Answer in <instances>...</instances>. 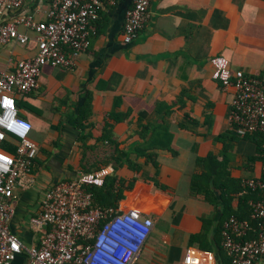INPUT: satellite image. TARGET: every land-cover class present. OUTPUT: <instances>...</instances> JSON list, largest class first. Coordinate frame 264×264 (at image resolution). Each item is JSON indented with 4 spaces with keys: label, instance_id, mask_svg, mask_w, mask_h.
<instances>
[{
    "label": "crops",
    "instance_id": "1",
    "mask_svg": "<svg viewBox=\"0 0 264 264\" xmlns=\"http://www.w3.org/2000/svg\"><path fill=\"white\" fill-rule=\"evenodd\" d=\"M134 1L102 0L97 32L75 65L69 69L48 63L42 67L37 88L16 94L20 115L33 124L31 137L38 153L25 180L14 189L11 229L23 244H38L42 231L32 228L30 218L42 211L46 192L62 180L102 166L119 178L136 176L134 187L123 191L121 210H127L126 201L133 197V207L151 216L155 228L165 213L153 197L158 190L168 191L173 196L166 209L172 241L188 242L187 250L200 257L211 254L215 264H223L214 237L222 245L219 230L227 220L222 222L221 207L217 211L203 195H193L190 183L197 158L208 154L224 160L220 177L225 180L229 175L239 183H228L237 197L236 190L245 180L264 176V161L254 158L260 155L256 137L241 138L231 131L234 90L212 78L210 64L212 56L223 55L232 71L264 74V0H152L150 17L139 36L125 43V14ZM52 2L24 0L16 12L0 11V23L18 13L48 20ZM19 29L29 41L0 45V75L38 51L35 33L23 25ZM183 93V101L175 102ZM87 97L90 109L82 113ZM159 102L167 103L172 112L164 116L171 123L169 130L158 136L172 140L176 153L153 149L158 153L155 165L146 163L142 153L137 155L136 145L140 123L156 121ZM186 113L197 122H188ZM220 134H227L226 143L217 140ZM128 154L135 170L129 169ZM201 231L206 233L203 246L211 251L200 249L199 242L189 244L190 235ZM12 264H30L26 251L18 253Z\"/></svg>",
    "mask_w": 264,
    "mask_h": 264
},
{
    "label": "built area",
    "instance_id": "2",
    "mask_svg": "<svg viewBox=\"0 0 264 264\" xmlns=\"http://www.w3.org/2000/svg\"><path fill=\"white\" fill-rule=\"evenodd\" d=\"M24 0H0V11L16 12ZM152 0H135L126 10L123 41L131 43L139 36L150 17ZM102 0H53L48 20L30 14H17L0 23V45L16 41L26 44L36 35L38 51L33 58L21 59L15 69L0 75V264H12L14 257L26 251L30 264H134L140 256L155 222L138 208L118 210L115 206H93L92 192L85 186H102L106 168L83 172L79 177L62 180L46 192L42 211L30 218L36 231H42L38 244L25 245L11 229L14 214L12 200L17 183H22L38 153L31 138L32 122L20 115L17 93L38 87L42 67L48 63L72 68L76 58L86 51L96 34ZM212 78L225 89L234 90L229 121L237 135L260 133L264 150V75L252 76L243 70L232 71L223 55L210 58ZM10 101L11 103H5ZM18 139L15 154L5 151L4 141ZM252 190L264 192V179H247ZM252 217L257 220L256 235L247 237L251 223L235 215L225 222L222 246L232 264H264V197L250 199ZM214 257H200L187 250L184 264H215Z\"/></svg>",
    "mask_w": 264,
    "mask_h": 264
},
{
    "label": "trees",
    "instance_id": "3",
    "mask_svg": "<svg viewBox=\"0 0 264 264\" xmlns=\"http://www.w3.org/2000/svg\"><path fill=\"white\" fill-rule=\"evenodd\" d=\"M100 11H99V15H100ZM96 23H95V28H96ZM183 95L184 93L181 96H178L175 102L178 103V101H181ZM182 106H184V103L182 104ZM89 109H90V100L87 97L85 108L81 109V111L82 113L84 112L87 113ZM171 112L172 109L171 110L168 109L167 103L159 102L157 103L156 112H155L157 115L156 121L140 123L139 134L141 136L139 143L136 145V150L138 156L140 153H142V155L145 156L146 163L151 162L157 165V161L155 160V157L158 156V153L152 152L153 149L170 150L173 153H176V150H174L170 145L172 140L158 136V134L169 130V126L171 123L165 122L166 118L164 116L170 115ZM185 118L188 122H192V123L197 122L189 113L185 114ZM157 120H161V121L157 122ZM78 126L82 127L84 125L79 124ZM111 127H112V123L108 122L107 130L109 132H111ZM181 127L184 128L185 124H181ZM231 131L233 132L234 129H232ZM226 136L227 134H220L217 137V140L226 143L225 140ZM236 136L241 138H245L247 136H255L258 143L257 153H259L260 155L255 156L254 158L261 157L262 160L264 161L263 137L260 133H253L245 136H240V135H236ZM85 137H86L85 135H82L81 139L84 140ZM102 137L108 138L109 136L108 134H103ZM17 143H18V139L9 136V138H7L2 144V147L5 151L14 155L16 151ZM130 157L131 156L128 154L127 160L129 161V169L135 170L136 168L133 165L134 161L132 162ZM224 165H226L224 160H219L218 157L214 154H208L204 157L199 156L196 160V169L192 173V178L190 183L191 193L193 195H203L215 207L217 211L218 208L221 207L223 213L222 222L228 220L232 215H235L240 219H245L249 221L251 223L252 228L247 237H253L256 235L257 220L252 217V209L249 206L248 202L250 199L263 198L264 192L258 190H252L245 183H243L242 187H239L236 190V192L238 193V197L233 195L232 192L229 191L230 186H228V183L232 182L233 185H237V184L239 185V183L236 180L229 178V175H227V178L225 180H223L220 177L221 175L220 169H224ZM101 168L102 166L98 169ZM98 169H87L86 172L95 171ZM262 179H264V176L262 177ZM135 180H136L135 175L131 178H119L114 174H108L105 176V181L102 186L92 185V186H85V188L88 191L92 192L93 206L95 207L115 206L118 211L121 210L120 201L124 198V194H123L124 189L131 190L134 187ZM165 188L166 187H164L163 189ZM222 226L223 225L221 223L220 228H222ZM221 230L223 231V229H220L219 233L222 232ZM203 238L206 239V233L203 231L197 234H191L189 237V244H195L196 242H199L200 249L205 251H211V248H207L203 246ZM214 238L218 243L219 255L221 256L223 264H232V259L229 255L227 256L226 252H224L225 256H223L224 248L222 245L219 244L218 241L219 237L215 235ZM222 240H223V236H222Z\"/></svg>",
    "mask_w": 264,
    "mask_h": 264
},
{
    "label": "rangeland",
    "instance_id": "4",
    "mask_svg": "<svg viewBox=\"0 0 264 264\" xmlns=\"http://www.w3.org/2000/svg\"><path fill=\"white\" fill-rule=\"evenodd\" d=\"M32 138V137H31ZM34 141V140H33ZM51 143V141L49 140ZM163 189V188H162ZM167 189V188H165ZM124 194V192H123ZM125 195V194H124ZM173 196L168 191L158 190L157 195L153 197L154 202L161 208L164 215L159 217L157 226L153 229L148 242L144 246L140 256L136 259L134 264H182L183 258L187 249L189 248L188 242L185 244L175 243L169 233L170 225V212L166 211L167 207L172 204ZM127 200L128 206L126 209L132 208L134 203L133 197ZM174 199H177L174 197ZM176 203L173 208H177ZM200 223H201V219ZM223 250V256H225ZM184 264V263H183Z\"/></svg>",
    "mask_w": 264,
    "mask_h": 264
},
{
    "label": "snow or ice",
    "instance_id": "5",
    "mask_svg": "<svg viewBox=\"0 0 264 264\" xmlns=\"http://www.w3.org/2000/svg\"><path fill=\"white\" fill-rule=\"evenodd\" d=\"M5 103H9L10 104L11 102L10 101H5Z\"/></svg>",
    "mask_w": 264,
    "mask_h": 264
}]
</instances>
